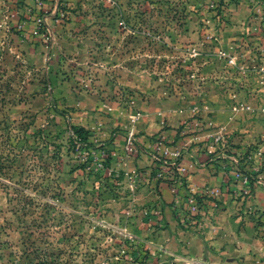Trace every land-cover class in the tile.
Instances as JSON below:
<instances>
[{
  "label": "rangeland",
  "instance_id": "374dc122",
  "mask_svg": "<svg viewBox=\"0 0 264 264\" xmlns=\"http://www.w3.org/2000/svg\"><path fill=\"white\" fill-rule=\"evenodd\" d=\"M217 2L12 1L4 20L13 27L3 23L0 35V264H167L153 247L158 221L146 220L157 215V194L147 173L128 169L113 133L126 132L136 112L142 118L134 98L193 89L191 59L204 63L210 44L197 43L196 59L192 42L175 50L177 35L209 34L204 21L228 22L238 3L244 38L207 86L233 102L237 135L248 120L253 137L231 147L261 149L264 179V0H220L219 11Z\"/></svg>",
  "mask_w": 264,
  "mask_h": 264
},
{
  "label": "crops",
  "instance_id": "0c3cea01",
  "mask_svg": "<svg viewBox=\"0 0 264 264\" xmlns=\"http://www.w3.org/2000/svg\"><path fill=\"white\" fill-rule=\"evenodd\" d=\"M12 1L15 0H0V35L3 32V23L5 27H13L10 20L6 22L4 20L9 17L8 12L14 11ZM52 6L51 12L54 13L56 5ZM241 7L239 3L235 6L229 14L231 18L228 22L217 21L214 18L206 19L202 27H210L209 34L201 35L200 30L195 29V32L188 33L189 36L177 35L179 46L175 47V50L182 51L183 40L192 42L189 45L192 46L190 49L194 50L196 59L199 55L196 52L197 43L203 41L210 44L207 52L199 55L205 59L204 63L197 64L191 59L196 70L194 75L192 73L194 79H191L194 82L191 85L193 89L185 90V86L179 85L174 88L173 95L159 92L152 99L141 97L132 100L134 107L141 106L144 111L142 118L135 124L138 131L144 133L137 134L138 150L127 155L126 165L129 170L141 169L147 173L151 188L156 192L158 187L160 191L161 196L156 192V198L159 199L158 210L153 212L157 215L147 213L146 220L149 223L153 220L158 221L156 223L159 228L155 237L159 242L153 247L163 252L166 257L164 262L167 264H264V188L253 183L242 190V183L234 178L232 169L229 166L223 168L225 158L212 161L206 148L210 136L220 129L227 133L230 144L237 143L238 139L248 144L250 141L248 139L254 135L247 119L243 123L245 132L242 135L236 134L237 121L229 109L233 102L229 103L223 97H218L213 89L209 92L207 86L214 87L216 82L207 81V74L219 77L222 73L220 66L233 54L235 41L244 38L239 30L241 22L234 18L237 15L243 17ZM49 15L46 21L50 18ZM181 26L183 25L179 24V27ZM236 26L237 30H235ZM220 50L229 56L221 57ZM189 55L193 56L191 53ZM182 65L181 62L176 63L177 73L182 71ZM252 78L258 79L256 76ZM246 80L248 79L244 81ZM246 86L247 84L244 83L243 88L246 89ZM251 87L262 90L258 82ZM238 100L242 102L241 106L246 105L244 98ZM193 115L200 118L203 128L194 140H188L178 134V128L184 120ZM251 123L253 124V121ZM125 133V131L113 133L120 155L123 154ZM159 134L165 135L174 144L186 139L188 141L180 160V164L186 168L183 187L178 183H173L171 187L163 181L156 185L153 176L156 164L143 147L151 143ZM233 149L237 148L231 147L230 152H235ZM207 188L218 190L217 195L207 194L205 192ZM191 194L205 196L198 204L199 209L196 213L189 212L187 198ZM186 216L194 222H190L188 228L179 223Z\"/></svg>",
  "mask_w": 264,
  "mask_h": 264
},
{
  "label": "built area",
  "instance_id": "2783aa9c",
  "mask_svg": "<svg viewBox=\"0 0 264 264\" xmlns=\"http://www.w3.org/2000/svg\"><path fill=\"white\" fill-rule=\"evenodd\" d=\"M210 7H213V5L211 4ZM35 23L37 24V30H39L40 27L44 26V19L42 17H38L35 20ZM44 33L45 32H43V36L47 38V34H49L47 28V34ZM139 115L140 113L136 112V114L132 116L130 126L127 128V131L125 133L124 150L127 154L134 153L138 150V145L135 142V123ZM202 128L203 124L200 118L196 115H193L180 124L178 128V134L183 138H188V140H194V138H196L197 136V133L202 130ZM187 145V139L186 141H182L179 144H174L173 141H169L165 135L159 134L154 138L151 143H148L146 146L143 147V150L150 156L152 161L156 164V169L153 174L155 179L168 178L169 180H173L174 183H178L180 185L182 184V178L186 174V168L180 164V160ZM206 148L207 153L212 161H215L218 158H225L226 161L225 163H223V168L229 166L232 170H234L233 167L238 162L240 152H230L231 144L229 143L227 133H225L221 129L217 130L210 136V139L206 144ZM247 158L254 164V171H258L261 169V149H256L254 152L249 153ZM233 172L234 178L241 181L243 190L249 184L248 177L238 171ZM254 183H257L258 185L264 188V179H262V176H259ZM205 192L211 196H216L218 190L207 188ZM187 202L189 205V212L196 213L199 209V205L196 202L195 198L192 196V194L188 196ZM187 220H189V222L191 223H194L188 216Z\"/></svg>",
  "mask_w": 264,
  "mask_h": 264
},
{
  "label": "trees",
  "instance_id": "16d2710c",
  "mask_svg": "<svg viewBox=\"0 0 264 264\" xmlns=\"http://www.w3.org/2000/svg\"><path fill=\"white\" fill-rule=\"evenodd\" d=\"M220 5H221V2L219 0V3L217 2V4H215L214 9L217 10V11H219L218 7ZM36 25L37 24L34 22V27L35 28H36ZM40 31L43 32V28L42 27H40ZM87 133H88L87 137L92 135V133H90V132H87ZM87 149H89V148H87ZM234 151L235 152L236 151L240 152V156L238 158L237 164H235L234 167H233L234 170H232V171H238V172L244 174L245 176H247L248 179H249V185H252L255 182V180L259 176H261L260 170H258V171H254L253 170V165L254 164L252 163V161H249L248 158H247L248 157V154H249L248 153L249 151H248L247 148L240 147V148L235 149ZM88 155H89V153H88ZM107 158H108V156H107ZM182 179H183V182H182L181 186L183 187L184 186V178H182ZM160 181L166 182L167 185L168 186H171V187L173 186V183H174L173 180H169L168 178H158V179H156V185H158V183H160ZM156 192H157V194L159 196H161L160 191L158 190V187L156 189ZM175 194H177V192H175ZM193 197L195 198V200H196V202L198 204L201 203L202 198H205L204 195H200V194H194ZM171 204H172V202L170 203V205ZM179 223L183 227H187V228L191 225L190 222H189V220H187V216L184 217L183 220H181Z\"/></svg>",
  "mask_w": 264,
  "mask_h": 264
}]
</instances>
